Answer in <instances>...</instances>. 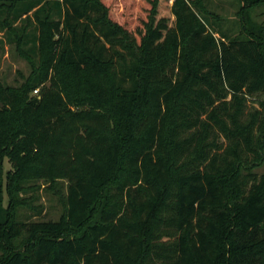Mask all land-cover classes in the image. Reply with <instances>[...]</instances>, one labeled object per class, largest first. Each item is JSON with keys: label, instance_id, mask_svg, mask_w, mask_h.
I'll list each match as a JSON object with an SVG mask.
<instances>
[{"label": "trees", "instance_id": "1", "mask_svg": "<svg viewBox=\"0 0 264 264\" xmlns=\"http://www.w3.org/2000/svg\"><path fill=\"white\" fill-rule=\"evenodd\" d=\"M240 1L0 0L33 70L0 82V264H264V0Z\"/></svg>", "mask_w": 264, "mask_h": 264}, {"label": "rangeland", "instance_id": "2", "mask_svg": "<svg viewBox=\"0 0 264 264\" xmlns=\"http://www.w3.org/2000/svg\"><path fill=\"white\" fill-rule=\"evenodd\" d=\"M108 3H115L114 7V16L116 19H120V15L124 11L125 3L129 0H105ZM131 1H142V0H131ZM215 5H219L218 11L224 15H233L237 17L239 16L238 12L241 10L242 2L240 0H213ZM172 4V1H170ZM138 10V7L136 8ZM263 8H258L257 10L252 11V16L254 20L262 21L264 19V15L262 14ZM4 33L0 32V39L3 38ZM6 52L2 55L0 52V82L11 85L13 88H19L32 74V66L31 63L23 58L21 54L17 51V49L10 47L9 45L5 46ZM34 95L36 93H33ZM4 173H6L11 165L5 161L4 164ZM256 171L259 173H264V159L259 167L256 168ZM5 175V174H4ZM5 179V177H4ZM47 185H42L39 190L36 191L35 196V206L37 207L36 211L41 210L40 219H52L57 220L59 215L61 214V206L58 203L59 197L56 196L55 193L52 192L51 189H47ZM32 193H22L21 197L24 201H28ZM4 198H6L4 192ZM25 204H27L25 202ZM29 207L30 203L28 204ZM34 208V207H33ZM25 213L31 212L28 209H22ZM23 212V213H24ZM32 239L23 234L20 238L16 239L13 243L11 249H19L26 250L29 248ZM4 253L3 250L0 249V256Z\"/></svg>", "mask_w": 264, "mask_h": 264}, {"label": "built area", "instance_id": "3", "mask_svg": "<svg viewBox=\"0 0 264 264\" xmlns=\"http://www.w3.org/2000/svg\"><path fill=\"white\" fill-rule=\"evenodd\" d=\"M36 93H37V91H36Z\"/></svg>", "mask_w": 264, "mask_h": 264}]
</instances>
